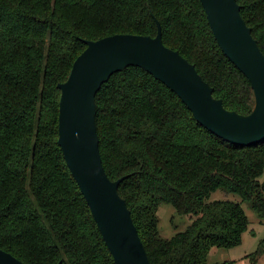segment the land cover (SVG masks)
Instances as JSON below:
<instances>
[{
  "label": "trees",
  "instance_id": "16d2710c",
  "mask_svg": "<svg viewBox=\"0 0 264 264\" xmlns=\"http://www.w3.org/2000/svg\"><path fill=\"white\" fill-rule=\"evenodd\" d=\"M264 54V0H236ZM194 65L225 108L247 114L250 83L221 51L199 0H0V248L24 264H114L57 143L60 89L86 40L153 37ZM95 95L103 168L119 182L150 264L208 262L240 244L249 220L240 203L210 200L223 189L264 218V140L234 145L203 128L161 81L126 66ZM262 177V179H259ZM194 218L170 238L158 207ZM246 257L254 263L260 241Z\"/></svg>",
  "mask_w": 264,
  "mask_h": 264
},
{
  "label": "water",
  "instance_id": "95a60500",
  "mask_svg": "<svg viewBox=\"0 0 264 264\" xmlns=\"http://www.w3.org/2000/svg\"><path fill=\"white\" fill-rule=\"evenodd\" d=\"M221 51L250 83L254 104L247 114L224 107L192 63L166 47L158 20L153 37L120 33L86 40L68 78L57 83L58 145L71 175L94 217L114 264H150L126 200L102 165L96 128L95 95L111 74L139 66L161 81L209 132L234 145L264 140V54L240 15L236 0H199ZM0 264H24L0 248Z\"/></svg>",
  "mask_w": 264,
  "mask_h": 264
},
{
  "label": "rangeland",
  "instance_id": "374dc122",
  "mask_svg": "<svg viewBox=\"0 0 264 264\" xmlns=\"http://www.w3.org/2000/svg\"><path fill=\"white\" fill-rule=\"evenodd\" d=\"M259 179H262L260 177ZM210 200L214 199H229L236 203H240L244 213L246 214L249 224L248 230L243 235L239 245L232 248H217L211 250L208 255V262H221L224 260H233L234 264H264V248L256 258L255 262L249 261L248 254L254 252L259 246L260 241H264V218H260L252 209L251 202L242 200L239 195L226 193L223 189H216L211 192ZM157 215L160 220L158 223V232L164 238L172 237L176 232L184 230L190 221L194 218L193 215H179L175 208L169 203H162L158 207Z\"/></svg>",
  "mask_w": 264,
  "mask_h": 264
},
{
  "label": "crops",
  "instance_id": "0c3cea01",
  "mask_svg": "<svg viewBox=\"0 0 264 264\" xmlns=\"http://www.w3.org/2000/svg\"><path fill=\"white\" fill-rule=\"evenodd\" d=\"M212 250H214V249H212Z\"/></svg>",
  "mask_w": 264,
  "mask_h": 264
}]
</instances>
